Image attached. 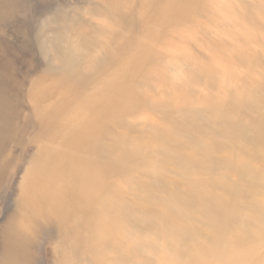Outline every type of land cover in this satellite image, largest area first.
Masks as SVG:
<instances>
[{
	"label": "rangeland",
	"instance_id": "rangeland-1",
	"mask_svg": "<svg viewBox=\"0 0 264 264\" xmlns=\"http://www.w3.org/2000/svg\"><path fill=\"white\" fill-rule=\"evenodd\" d=\"M172 1L9 0L12 10L0 19V103L7 113V124L0 131V167L4 166L0 175V264L8 260L4 233L14 225L30 238L24 264H229L217 255L220 249L216 247L199 251L190 243L170 240L167 234L153 238L128 222L139 207L132 202L136 193L159 194L151 188L154 176L156 181L169 180V192L183 189L173 174L153 167L162 145L152 139L154 129L172 132V121H186L187 115L192 119L197 111L206 113L207 101L214 98L252 101L251 90L264 84V0H198L182 12L176 8L177 0ZM65 14L76 21L74 25L51 21L52 16ZM211 79L213 87L209 86ZM109 89L122 97L114 112L100 114L93 102L100 101L99 95ZM206 114L216 122L215 114ZM199 118L195 120L200 122ZM89 119H96L92 132L84 124ZM79 125L88 128L84 133L87 140L114 143L115 150L78 166L75 186L70 176L73 169L67 165L70 170L57 178L51 192H45L47 199H40L46 219L40 220L32 233L27 206L42 196L43 183L55 176L48 173L37 179L35 173L52 163L56 154L71 157L74 148L70 141ZM135 145L145 161L128 164L124 171V151H133ZM86 151L81 148L76 153L87 160L90 153ZM111 160L113 170H103ZM89 180L94 183L91 188ZM63 182L72 184L70 192L83 190L93 199L94 207L101 208L93 215L86 254L83 248L75 251L65 234L76 229L75 214H66L62 223L56 222L59 214L54 200L59 205L67 200L58 199ZM100 186L105 189L101 197L97 194ZM34 188L30 201L26 192ZM106 205L109 212L102 208ZM146 205L153 207L157 221L164 219L157 202L150 199ZM246 247L250 249L247 253H253L252 259L230 264H264V245L252 242Z\"/></svg>",
	"mask_w": 264,
	"mask_h": 264
},
{
	"label": "bare ground",
	"instance_id": "bare-ground-1",
	"mask_svg": "<svg viewBox=\"0 0 264 264\" xmlns=\"http://www.w3.org/2000/svg\"><path fill=\"white\" fill-rule=\"evenodd\" d=\"M200 1L201 0H199V2ZM177 2L178 5L176 8H178V12H182V10L187 11L199 3L198 0H177ZM116 6L117 5H115V7ZM201 6H199V8H201ZM11 10L12 6L10 5L9 0H0V19L7 16ZM192 10L193 9H191L190 12H192ZM164 13L167 14L168 12L164 11ZM170 13L171 12H169V14ZM174 17H176V15ZM183 18L184 17H182V19ZM63 20L69 26L74 25L76 22L72 21L71 18H68L66 14L63 16H52L51 18V21H55V23H62ZM84 36V34L81 35L78 41L80 42ZM112 37L111 40H114L113 35ZM247 62L249 63V61ZM214 84L215 81L211 79L209 86L213 87ZM249 84L251 83L249 82ZM250 95L254 96V100L232 101L229 98V100L219 101L214 98L211 101H207L208 108L205 112L212 116L215 114L214 116H217L215 120L216 122L208 120L207 114L203 113V111L202 113L197 111L198 113L195 117H200V122H198V120L196 121L195 117L190 119L191 115H187L186 121H180L181 119H179L171 122L172 132L170 133L154 129V136L152 139L157 142L160 141L162 145L159 147V151H157L156 158L153 159V167L161 172H170L173 174L174 176L169 175L173 178L175 177L178 184L183 186V189L179 193L169 192L166 185V183H169V180H165L167 182L164 180L156 181L157 179L154 176L155 182L152 183L153 185L151 184V188L153 186L155 193L159 191V194L157 196H155V194H135L132 202L139 207H137V211L130 217L128 222L130 225L132 224L137 230L153 234V238L154 236L157 237L158 233H160V238H164L165 234H167V236L170 237V240L175 239L183 243H190L194 248L199 249V251L206 249L208 251L209 247H216L220 249L217 255L229 264L238 259H252L251 257H253V253L250 251L247 253V250L250 249H247L246 244H251L253 242V244L260 243L261 245H264V84L262 83L261 85L260 83V86L251 90ZM121 97L122 96L116 94L113 89H109L105 93L99 95L100 101L93 102V107L97 108L96 111L100 114H111L116 110V105L119 103L118 100ZM1 106L0 131L3 130L4 124H7L6 109L3 105ZM170 118L171 117L168 119ZM87 121L88 122L85 121L84 124L87 125V127L91 129L89 131L92 132V130H94L93 128H95L96 119H89ZM162 125H159L160 128H162ZM82 127L79 125V128L75 131L77 134L70 141L74 149L71 151L72 153H70L71 157L69 159H65L61 154H56L52 157V163L47 164L44 167L42 166V168L35 173L37 179H39V177L43 178V176L48 175V173H52V175L55 176H53L54 178L45 185L43 183L42 196H40L39 199L37 198V200H34L30 206H27V212L30 213L32 218V222L30 223L32 231L33 228L39 224L40 220L46 219L40 206H42V203L48 197V194L45 192L48 189H50L49 192H51L54 183L57 181V178H60L59 176L62 175V173L73 169L70 176L73 177L72 179L75 186V182H78L79 180V171H77L78 166H83L85 163L87 164L89 159L90 162H92L93 159L99 157V155L108 156L115 150L114 143L103 142L99 138H93L91 141L87 140L86 138L88 137L84 135V133H87L86 131H88V128L86 126L84 128ZM132 128L133 127L131 126L130 129ZM115 134L117 133L115 132ZM113 137L111 139H113ZM118 142L120 143L119 139ZM124 145L122 148H124ZM81 148H86V152L90 153L87 160L83 159V156L76 153V151ZM132 150L133 151L130 150L131 152H128L127 150L124 151L126 152V155L121 161V163H123L122 166L124 171V167L128 164H139L142 161H145L144 158L140 159L142 156L141 149H138L136 146ZM114 154H116V152ZM33 158H35V154H33ZM113 164L114 162L111 160V163L105 165V168L102 167V169L105 171H111L114 168ZM29 165L30 164H28V166ZM67 165H70V169L67 168ZM3 168L4 166L0 167V175H2L4 171ZM133 168H135V166ZM89 174H91V172ZM103 174L105 175V172ZM81 176L80 179L82 180ZM90 181L93 180H89V182H87L88 184H86L91 188L94 183H91ZM62 184L63 187L59 184L60 198H57L67 200L59 205L55 198L54 201L56 202H54V210L59 214L56 222H58V224L62 223L66 214H75L76 229L69 232L66 231L65 234H67L66 237L75 251L83 248L86 254L88 253V245L91 242V238H89L90 233L88 235V232L94 228L93 215L101 210V208H99V206L95 208L93 199L89 198L88 195H85L83 190L78 188L77 190L75 189L70 192L68 186H72V184H66L64 182ZM142 185H144L143 182ZM23 186L22 188H24ZM102 186L97 189V194H99L100 197L105 193V189L103 190ZM25 187H27L26 184ZM35 188L26 192L27 199L31 192L35 194ZM142 190L141 192H143ZM153 192L154 190H152V193ZM87 197L88 200H86ZM18 199L21 201L20 197ZM40 199L43 200L42 203L40 202ZM150 199L157 202V206L163 208L164 219L161 220V222L163 221L162 223L159 222L160 220L157 221L154 217L151 209L153 207H148L146 205L147 201ZM29 200L31 201L32 198H29ZM67 201L69 203H67ZM47 206L45 208H47ZM102 208L108 211L110 206L106 205ZM137 217H139V220H137ZM12 221L11 225L14 223ZM19 227L18 225H14V227H11L10 232L7 231L8 233H4L5 235L3 236L2 241L4 242L5 255L8 257L6 264H24L22 260L28 254L30 238L26 237L24 235V230H21ZM30 227H24V229L28 230ZM86 231L87 233H85ZM214 231L219 232L215 234ZM32 233H34V231ZM148 236L151 237L150 235ZM155 239L157 240V238ZM168 242L170 243V241ZM231 250L236 253L240 252V254L231 255L226 252ZM246 254L247 256L244 258ZM179 256H181V253H178V257Z\"/></svg>",
	"mask_w": 264,
	"mask_h": 264
}]
</instances>
